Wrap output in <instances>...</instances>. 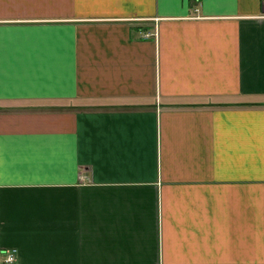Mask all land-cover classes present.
I'll return each mask as SVG.
<instances>
[{
  "label": "crops",
  "instance_id": "0c3cea01",
  "mask_svg": "<svg viewBox=\"0 0 264 264\" xmlns=\"http://www.w3.org/2000/svg\"><path fill=\"white\" fill-rule=\"evenodd\" d=\"M264 264V0H0V264Z\"/></svg>",
  "mask_w": 264,
  "mask_h": 264
},
{
  "label": "built area",
  "instance_id": "2783aa9c",
  "mask_svg": "<svg viewBox=\"0 0 264 264\" xmlns=\"http://www.w3.org/2000/svg\"><path fill=\"white\" fill-rule=\"evenodd\" d=\"M16 249L11 248L6 252V256L4 258L5 264H11L16 261Z\"/></svg>",
  "mask_w": 264,
  "mask_h": 264
}]
</instances>
